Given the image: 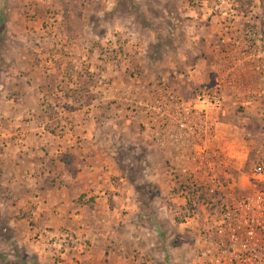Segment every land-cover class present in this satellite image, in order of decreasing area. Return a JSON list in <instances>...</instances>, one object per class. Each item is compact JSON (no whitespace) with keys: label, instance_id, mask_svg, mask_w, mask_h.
Wrapping results in <instances>:
<instances>
[{"label":"rangeland","instance_id":"rangeland-1","mask_svg":"<svg viewBox=\"0 0 264 264\" xmlns=\"http://www.w3.org/2000/svg\"><path fill=\"white\" fill-rule=\"evenodd\" d=\"M263 51L264 0H0V264L108 263L116 182L122 264H192L264 163ZM201 89L220 107L184 114Z\"/></svg>","mask_w":264,"mask_h":264},{"label":"built area","instance_id":"built-area-1","mask_svg":"<svg viewBox=\"0 0 264 264\" xmlns=\"http://www.w3.org/2000/svg\"><path fill=\"white\" fill-rule=\"evenodd\" d=\"M193 102L191 106L183 107L184 114L191 110L201 114L220 107L219 98L208 89L196 93ZM179 126L194 129L196 123L180 121ZM247 184L251 190L249 194L232 197L230 201L223 198L219 209L209 210V223L204 228L203 242L198 246L192 264H264L263 162L253 167ZM217 186L223 185L218 183ZM209 190L213 192V188Z\"/></svg>","mask_w":264,"mask_h":264},{"label":"crops","instance_id":"crops-1","mask_svg":"<svg viewBox=\"0 0 264 264\" xmlns=\"http://www.w3.org/2000/svg\"><path fill=\"white\" fill-rule=\"evenodd\" d=\"M201 8L204 9V7ZM193 10L199 14L198 7L197 9L195 8ZM109 185L114 189V191L109 193V196L111 195L112 197L111 205L107 202L108 198H106V196L103 198L97 196L94 198V201L92 203L93 207L91 211L97 216V222H102L101 224L96 225V229L99 232H95L96 237L93 240L98 241L99 243V256L104 255L105 251L109 249V253L107 256L110 260L108 263L105 262V264H122L124 262L123 259H126V261L128 260L125 255L127 254L128 247L131 244L128 239H130L132 242L134 240L132 229L135 227H141V222L139 214L136 211L137 209H135L134 205L130 203L131 201H133L132 195L128 194L124 197L120 193L124 187L121 183H109ZM124 188L128 189L127 187ZM100 193L104 194V191H101ZM123 198H125V201L123 200ZM117 203H120V206ZM99 207H101V209H99ZM102 213H109L110 219L107 217L105 218V220H103V218L101 219V217H103ZM106 224H109L111 229H107L106 232L102 231L101 229L98 230V228H102L101 226ZM111 224H114V226ZM123 226L124 231L121 230L123 229ZM113 234L116 235L114 236ZM127 242L129 243L127 244ZM122 257L124 258L122 259Z\"/></svg>","mask_w":264,"mask_h":264}]
</instances>
